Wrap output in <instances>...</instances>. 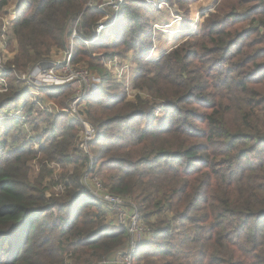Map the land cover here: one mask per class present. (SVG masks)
Segmentation results:
<instances>
[{
	"label": "trees",
	"instance_id": "obj_1",
	"mask_svg": "<svg viewBox=\"0 0 264 264\" xmlns=\"http://www.w3.org/2000/svg\"><path fill=\"white\" fill-rule=\"evenodd\" d=\"M167 1L187 19L196 0ZM88 2L17 0L0 93V264H102L129 244L112 211L83 192L80 126L32 101V138L7 119L26 91L15 75L69 49L74 30L87 42L75 41L74 64L103 80L84 101L99 134L89 174L151 231L133 264H264V0H219L200 34L158 57L146 0H124L98 39L112 7ZM116 56L135 65L131 99L126 87L112 94L119 82L105 63ZM72 95L45 93L61 108Z\"/></svg>",
	"mask_w": 264,
	"mask_h": 264
},
{
	"label": "built area",
	"instance_id": "obj_2",
	"mask_svg": "<svg viewBox=\"0 0 264 264\" xmlns=\"http://www.w3.org/2000/svg\"><path fill=\"white\" fill-rule=\"evenodd\" d=\"M112 1L113 2H109L105 5H111L112 10L114 11L113 13L118 15L120 6L124 3V0ZM146 2L150 7L156 9L169 7L165 0H146ZM96 6V0H89L87 8L93 9L96 8ZM8 7L9 6L0 12V21L2 23V27H0V29H2V33H0V55L3 51H7V47L10 44V29L19 15L17 5L12 8ZM101 8L103 10V7ZM111 22H113L112 19L109 21L106 19V21H100L98 23L94 30L97 39L102 34L103 30H105L106 25ZM162 28L164 27L155 25V32H163L164 29ZM7 32H9V34H6ZM6 36L8 37L7 41ZM77 39L87 43L83 41L78 32L74 30L71 35L69 49L60 52L55 57L53 56L48 63L34 67L28 74L17 73L15 79L21 87L24 85L26 86L22 87L26 90L22 95V107L25 106L27 96H32V102L35 103V106H37L43 113L66 117L80 126L77 150L83 153L89 160L87 163L88 173H86L83 178V192H86L91 198L100 202L112 211L114 225L127 229L129 244L124 250L116 254V256L118 255L116 258L119 259L120 264H133L134 256L144 244L146 238L150 236L151 231L142 222L137 208L130 200L111 194L104 188L99 178H92L89 174L93 168L94 162V155L92 154L91 146L96 141L99 134L97 129L84 114V101L98 92L103 80L99 75L92 72L90 73L86 68L74 64V47ZM9 60L11 59H8L7 62ZM119 61L120 58L115 57L109 62H106L105 66L110 72H112L110 70L111 67L117 65ZM5 64H2L0 58V93H6L9 85V79L4 73L6 72L4 67ZM63 87H68L73 92L72 97L68 101L67 107L60 109L54 103L44 101L45 91H58ZM27 93H29V95L25 96ZM18 112H22V114ZM9 118H20V124L23 129H25L24 134L27 139H30L35 135L31 127V130L28 129L29 124L26 123V118L24 117V112L22 110H10L7 119ZM111 261H105L102 264H111Z\"/></svg>",
	"mask_w": 264,
	"mask_h": 264
},
{
	"label": "rangeland",
	"instance_id": "obj_3",
	"mask_svg": "<svg viewBox=\"0 0 264 264\" xmlns=\"http://www.w3.org/2000/svg\"><path fill=\"white\" fill-rule=\"evenodd\" d=\"M156 1H163V0H156ZM165 1L168 4V1L167 0H165ZM216 1L217 0H196L193 4V7H192L193 15L189 16L186 19V20H188L187 22L185 21L184 15L179 11V8L177 6L169 5V8H167V7H163L161 9L153 8L156 10L155 11L156 17H155V20L153 21V24H152L153 31H154L153 35H154L155 39L153 40L154 45L152 46V48L150 50V54H149L150 57H158L160 52L165 51V50L168 51L169 49H171L172 47L177 45L179 42H181V40L183 38H186V36H188L189 34H194V35L200 34V32H202L201 25L204 22V17L202 15L210 12L212 10L211 8L213 7V5ZM105 2H107V0H96L97 6L100 5L101 7H103V9H107L108 7H107V5H105ZM110 2H113V1L111 0ZM16 4H17V0H12L11 4L9 5L8 8H12V7L16 6ZM163 6H165V5H163ZM198 11H200L202 13L197 14ZM157 12H166L167 16L158 17ZM116 17H117V15H115L114 13L113 14L110 13V14H108V16L106 18L101 19V21H106V19H107V21H109L111 19L114 21V20H116ZM1 25H2V23L0 21V27H1ZM155 25H160V27H164V28H162V29H164V31L163 32L156 31V34H155ZM165 25L168 27L165 28ZM170 25H171V27H170ZM183 28H185L186 32H183V34H181L180 36L174 34V32L180 31V29H183ZM104 31L105 30H103V32ZM0 33H2V29H0ZM6 34H9V32H7ZM7 40H8V37L6 36V41ZM9 42H10V45H9L10 47L8 46L7 51H3L0 55V58L2 60V64H5L7 62V60L11 59L13 56L10 51L14 46V42H13L12 37H10V36H9ZM58 54L59 53H55L54 57L57 56ZM128 56H131V55H128ZM116 57H118V56H116ZM110 70L112 71V75L114 76L115 80L117 79L118 80L117 82H119V88L117 89V91L112 92L114 98L116 99L118 96H120V94H122L124 92V88L126 87L128 94L130 95V99H131L132 94H133V90H131L130 80H131L132 76L134 75L135 65L130 61L129 57L125 58V59L120 58L119 63L117 65L112 66ZM22 87H26V86L24 85ZM45 92H47V91H45ZM27 95H29V93L25 94V96H27ZM32 99H33L32 96H27V98L25 100V105L29 101L27 103V105H28L30 103V101H32ZM44 101L52 102L57 107L62 109L55 101L50 100V99L47 100L46 96L44 97ZM22 103H23V101H21L17 105L18 107H16V108L11 107L10 109L12 111L14 109H18V110H22L23 112H25L26 108L24 106L22 107V105H21ZM67 105H68V102H67ZM36 109L40 110L37 106H36ZM18 113L22 114V112H18ZM32 114H34V113H32ZM28 126H29L28 129H30V127L33 129V126H31L30 124ZM20 127L22 129V132L25 133V129H23L21 124H20ZM14 133H15V131L13 130L11 135H13ZM34 134H35V132H34ZM13 145L14 144H11V146H13ZM117 256L116 255L113 256L112 258H114V257L115 258L113 260H112V258H110L108 261L112 260L111 264H120L119 259L116 258Z\"/></svg>",
	"mask_w": 264,
	"mask_h": 264
},
{
	"label": "crops",
	"instance_id": "obj_4",
	"mask_svg": "<svg viewBox=\"0 0 264 264\" xmlns=\"http://www.w3.org/2000/svg\"><path fill=\"white\" fill-rule=\"evenodd\" d=\"M110 1H111V0H107V2H105V4H108ZM218 1H219V0H217V1L214 3L213 7L211 8V9H212L211 11L214 10L215 5L217 4ZM193 4H194V2L191 3V6H190V9H191L190 16L193 15V10H192ZM168 6H169V4H168ZM167 8H169V7H167ZM209 10H210V9H209ZM207 11H208V10H207ZM211 11H210V12H211ZM198 12H199V13H198ZM198 12H197V14L202 13V12H200V11H198ZM205 12H206V11H205ZM208 13H209V12H208ZM208 13L203 14L202 16H206ZM157 14H158V17H161V16H167L166 12H157ZM185 21L187 22L188 20L185 19ZM163 23H164V22H163ZM167 27H168V26L165 25V28H167ZM170 27H171V25H170ZM188 29H189V28H188ZM187 31H188V30H187ZM183 32H186V31H185V28L180 29V31H176V32H174V34L180 36L181 34H183ZM155 33H156V32H155ZM186 37H187V36H186ZM183 39H185V38H183ZM183 39H182V40H183ZM182 40H181V41H182ZM179 43H180V42H179ZM175 46H176V45H175ZM175 46H174V47H175ZM174 47H172V48H174ZM172 48H171V49H172ZM171 49H169V50H171ZM169 50H168V51H169ZM168 51H166V50H165V51H162V52H160L159 55H161V54H163V53H165V52H168Z\"/></svg>",
	"mask_w": 264,
	"mask_h": 264
},
{
	"label": "bare ground",
	"instance_id": "obj_5",
	"mask_svg": "<svg viewBox=\"0 0 264 264\" xmlns=\"http://www.w3.org/2000/svg\"><path fill=\"white\" fill-rule=\"evenodd\" d=\"M113 260V259H112Z\"/></svg>",
	"mask_w": 264,
	"mask_h": 264
}]
</instances>
